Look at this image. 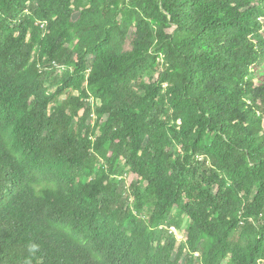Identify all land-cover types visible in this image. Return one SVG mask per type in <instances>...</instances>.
Returning a JSON list of instances; mask_svg holds the SVG:
<instances>
[{"label": "trees", "instance_id": "trees-1", "mask_svg": "<svg viewBox=\"0 0 264 264\" xmlns=\"http://www.w3.org/2000/svg\"><path fill=\"white\" fill-rule=\"evenodd\" d=\"M0 264H264V0H0Z\"/></svg>", "mask_w": 264, "mask_h": 264}, {"label": "rangeland", "instance_id": "rangeland-1", "mask_svg": "<svg viewBox=\"0 0 264 264\" xmlns=\"http://www.w3.org/2000/svg\"><path fill=\"white\" fill-rule=\"evenodd\" d=\"M57 72L61 74V73L64 72V69L62 67H58L57 68ZM65 98H66V95H62L61 96L62 100H65ZM90 102L92 104L93 110H96V107L101 104V101L100 100H96L95 98H91ZM96 120H97V114L94 113V115H93V124L96 122ZM123 177L127 181L128 186H130V184L132 182H136L138 180L137 176L135 174L130 173L129 169L127 167L124 168ZM173 217H175V219L180 221L181 224H182L181 228H176L174 226L170 227L171 232H174L176 234L177 239H178V245H180L182 243V241L184 240L185 230L187 229V227H188V225L190 223V219L187 216H185V215H180L176 211L174 212V216ZM195 256L198 257L199 254H196Z\"/></svg>", "mask_w": 264, "mask_h": 264}]
</instances>
